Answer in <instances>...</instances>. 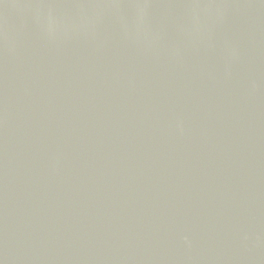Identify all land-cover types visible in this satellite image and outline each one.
I'll return each instance as SVG.
<instances>
[{"label":"water","instance_id":"95a60500","mask_svg":"<svg viewBox=\"0 0 264 264\" xmlns=\"http://www.w3.org/2000/svg\"><path fill=\"white\" fill-rule=\"evenodd\" d=\"M0 264H264V0H0Z\"/></svg>","mask_w":264,"mask_h":264}]
</instances>
